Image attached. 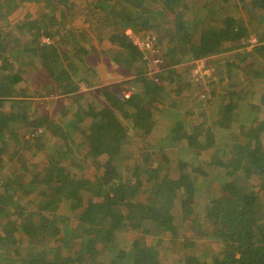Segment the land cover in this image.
<instances>
[{
	"label": "trees",
	"instance_id": "trees-1",
	"mask_svg": "<svg viewBox=\"0 0 264 264\" xmlns=\"http://www.w3.org/2000/svg\"><path fill=\"white\" fill-rule=\"evenodd\" d=\"M55 1L65 11L72 8L76 17L85 14L88 27L95 29L97 35L107 37L106 42L114 47L109 53L131 73L130 83L136 91L125 99L122 91L105 87L101 95L108 105L97 101L99 106L95 107L76 92L71 75L62 65L53 70L54 62L59 58L57 47L66 46L79 57L86 55L89 46H79L78 40L71 46L64 36L57 40L59 30L64 28L61 21L47 22L39 17L24 24L12 23L8 19L19 3L0 0V74L8 73L6 80H0V147H4L0 153V252L3 257L0 264L9 261L13 264H264V144L261 142L264 120L253 125L257 119L253 112L244 135L230 137L231 144L229 141L217 142L208 126L202 129V140L193 139L191 145L180 148L170 140L175 127L163 130L157 123L160 117L168 118L172 125L182 128L183 122L177 112L185 106L178 96L192 81L197 84H202L205 78L216 81L223 74L225 81L217 80L219 88L226 87L236 75L243 82L239 88L241 92L246 83L264 85V21L257 16V12L264 10V0H221L223 5H229L224 8L226 13L203 24L193 23L196 28L191 42H179L181 33L175 24L172 34L166 37L170 48L166 57L163 56L161 75H155L158 81L147 76L143 54L125 31L131 28L140 37L152 35L146 30L144 33L137 31L145 23L141 14L149 2L164 6L161 14L174 22V12L183 5L188 6L184 9L189 12L195 11L199 15L207 12L206 16L211 17L220 0H124L128 10L120 0ZM114 6L118 10L111 13ZM243 10L253 13L250 24L238 21ZM106 14L110 15L109 27L103 23L107 20ZM184 23L187 30V23ZM80 31L84 39L87 28ZM42 37L49 38L52 43L42 44ZM251 37L256 39L253 47L248 41ZM9 45L13 47L10 55L18 62L17 71L5 55ZM248 46L251 49H247ZM217 55H225V61H229L223 73L215 72L213 68L212 75L191 77L189 72L187 77L192 81L189 79L190 82L180 85L174 94L164 95L165 85L182 84L186 79L184 76L177 79L174 66L195 60L206 63L205 58ZM166 58L172 60L169 62ZM75 60L84 62L83 59ZM38 67L51 72L54 90L70 100L74 110L69 119L71 132L80 137L67 140L66 135H60L62 127L54 125V132L53 129L49 131L59 138L55 140L53 153L47 151L42 159L35 154L36 149L30 150L28 141L34 139L24 137L29 131L34 136L38 133L30 130L33 115L28 113L31 104L28 93L23 86L18 88L26 80L27 69ZM237 67L241 68L239 73L235 72ZM84 74L75 79L81 81ZM13 94L24 98H15ZM33 95L42 94L35 92ZM238 97L240 94L234 90L226 93L214 116L217 126L227 129L237 125L235 103ZM258 104L264 107V94L260 95ZM115 111L128 117L132 130L143 138L148 137L149 144L157 147L161 159L176 164L175 172H163L152 178L148 166L153 152L149 151L132 154L131 165L117 164L118 154L113 148L120 144L124 129L107 119L108 113L115 115ZM46 122L45 116L40 125ZM197 129H201L199 123L190 131ZM200 155L207 156V162L223 168V178L214 188V197L201 196L200 188H197V183L206 176L199 164ZM71 158L76 162V170L73 165L66 168L61 161ZM9 162L13 165L6 168ZM35 196H41L45 201L28 216L22 213L19 226H10V222L3 219L6 209L13 205L17 207L28 198L23 207L26 210ZM64 203L71 206L73 218L62 214ZM82 211L88 216L79 218ZM99 214L109 219L108 225L98 220ZM175 216L180 223L192 224L197 217L204 219L209 227L200 234L208 238L204 252L199 250V245L183 238L178 244L182 252L178 260L167 257L164 234L168 230L165 225L169 222L173 227ZM72 220V230L63 232L62 225L71 224ZM131 226H137L135 230L143 235L133 238L128 245L120 243L118 234ZM15 232L20 236L16 238ZM69 235L73 236L72 245H66ZM174 237H179L176 229ZM48 244L53 246L47 248ZM178 245H172L174 251H178ZM206 253L210 256L205 257Z\"/></svg>",
	"mask_w": 264,
	"mask_h": 264
},
{
	"label": "rangeland",
	"instance_id": "rangeland-1",
	"mask_svg": "<svg viewBox=\"0 0 264 264\" xmlns=\"http://www.w3.org/2000/svg\"><path fill=\"white\" fill-rule=\"evenodd\" d=\"M17 1V2H16ZM16 3H19L16 10L10 15L9 21L19 22V24H24L26 22H30L33 20L38 19L41 17L44 21L51 22L54 20L61 21L64 23V28L59 30V36L57 40L60 39L61 36H64L68 41L69 45L73 46V41L78 40L79 46L86 48L89 46L86 55L82 54L79 57H75L73 52H70V48L63 46L57 47L59 58L55 60V66H53V70L55 71V67L58 65H62L66 70L67 73L71 75V81L73 87L77 89V93L82 94V96L88 101L92 102L95 107H98V102L102 104L108 105V103L104 100L101 95L102 90L105 87H112L116 90L122 91L123 94L126 92H130L131 96L136 91V87L130 83L132 75L126 67L120 65L119 63L113 60V54L109 53L110 50H114V47L109 45L106 42V36L104 35H97L96 30L89 28L88 24L85 21V14L76 17L72 8L68 10H64L59 4L56 3L55 0H23L22 2L15 0ZM123 3L125 9L128 10V5L124 0H120ZM225 4V3H224ZM115 7V6H114ZM188 7L187 5H183L181 9L174 12L175 21L171 22L169 16H164L161 14L163 12L164 6H160L157 3L149 2L148 6H145L143 14V24L138 27L139 33H144L145 30L148 32H152V35H143L141 37H153L155 38L157 44L154 47V53H147V59H144L146 62V74L149 78L153 79L154 81H158L155 75L162 73L161 69L153 67L155 71H153L152 67L148 64V59L150 58H158L163 62V56L166 57V53L169 50L167 47L166 37L171 35L173 32V27L177 24L179 28V32L181 33V38L179 42L182 44L184 40L190 41V39L195 36V28L193 27V23L203 24L209 21V19L214 18L217 19L221 13H226L227 10L224 8H228L229 5H223V2L218 1L214 7V11L216 12L211 17H207L206 13L204 14H197L195 11L189 12V9H184ZM117 8H112V12H117ZM165 12V11H164ZM257 16H260V20L264 21V13L261 15L257 12ZM130 14V13H129ZM172 12L169 11L168 15L171 16ZM224 14L222 17H224ZM253 13H246L245 10L242 11L237 18L238 21L241 23L250 24V17ZM105 17L107 20L103 21L106 27H109L111 24L110 15L106 14ZM212 20V21H214ZM169 21V22H168ZM187 23V30L185 23ZM148 27L149 30L146 29ZM191 27V30L189 28ZM87 28V36L84 39L81 36L80 29ZM14 29V27H13ZM132 31L131 28H128ZM15 30V29H14ZM133 32V31H132ZM134 33V32H133ZM133 36L137 37L136 33ZM140 37V36H138ZM162 40L163 43H160ZM256 39L254 37L249 38V42L253 43ZM55 42V40H53ZM252 41V42H251ZM52 43V41H51ZM56 46V44H54ZM247 49H251V46ZM13 47L8 46L7 51L5 53L7 60L14 65V70L17 71L18 62L15 57L10 55L12 53ZM225 55H217L213 57L205 58L204 61L206 63H201L200 60L189 61L177 64L175 75L177 79L181 76H184L182 84L176 82L174 85L170 86V84L165 85L164 87V95L166 94H174L180 85H183L189 81V72L191 73L190 76L193 77L194 74L199 72V75H205L214 73V71H221L224 72V69L229 64V61H225ZM75 58L83 59L84 62H79L75 60ZM36 59V58H35ZM166 61L172 60V58H166ZM209 62V63H208ZM214 65V66H213ZM214 68V71L212 70ZM211 69V70H210ZM52 70V72H53ZM57 70V69H56ZM86 70V71H85ZM76 72V74H74ZM241 71L240 67L235 69L236 73ZM82 73H85V78L81 79V81H77L75 76H81ZM3 74V75H2ZM7 72H3L0 74V80L5 79ZM80 74V75H79ZM164 75V74H163ZM166 78V74L164 75ZM239 77L236 75L231 82L226 87L219 88L218 81H225V77L223 74L216 79H207L203 80L202 84H197L194 81H191V85L188 88H183L182 92L179 94L178 98L182 99L185 108L180 109L177 114L179 119H182L183 126L182 128H177L175 125H172V121L168 118H158L157 123L159 128L163 130H168L172 126L175 127V131L171 134L170 140L174 144H176L177 148H180L183 145H191L193 139L202 140V129L207 128L208 126L211 128L216 141L218 142H228L231 144L233 140L230 137H242L244 135L246 127L248 123L252 119L253 112L256 113V122L264 120V107L258 104L260 95L264 94V85L262 83L256 82V85H250L246 83L243 88V92L240 91L241 80H238ZM6 80V79H5ZM215 81V82H214ZM4 84V83H3ZM19 86H23L26 93H28L27 98L31 102L28 113H32L33 117L30 120V130H39L42 129L43 133H38L34 136L33 133L27 132L24 134L25 139H30V137L34 140L28 141L29 145L31 146L30 150L34 151L35 154L40 156L41 159L43 155L48 152L53 153V146L55 144V140L59 138V136L51 135L52 132L49 129H53L54 132V125H59L62 127L60 131V135H66L65 137L68 139H76L77 137L80 138L76 133L71 132L72 127L70 125L69 119L71 118V114H73L74 110L71 109V102L65 97V95H61L58 90H54L55 87L54 79L51 78V72H47L42 67L37 68H28L26 73V80L25 82L21 83ZM3 88L7 89L6 85H3ZM230 90H234L240 94L241 97H238V100L235 103L237 107V111H235V120L237 125L233 124L230 125L229 128L224 129L215 124L214 116L217 113L218 106L224 100V96ZM7 90L6 92H8ZM17 89H14L16 92ZM39 92L42 95L34 96L33 93ZM207 92V94H206ZM15 98H24L18 95H14ZM18 96V97H16ZM257 103V104H256ZM30 113V114H31ZM114 113H108L107 119L112 120V122H116L120 125L123 131V137L121 138L120 144L114 146L113 152H117L118 156L116 162H123V164L131 165V155L138 152V151H149L153 152V155L150 158L149 166H148V174L155 178L157 175H162L163 172H175L176 164L174 162H169L167 159H161V156L157 155V147L153 148L152 145L149 144L147 138H143L142 135L134 130H132V124L129 121L128 117L125 114H121L117 111ZM47 117V122L45 125H40V122ZM60 120H64L61 122ZM197 123L200 124L201 129H197L191 132V127H195ZM36 132V131H34ZM61 138V137H60ZM82 139V138H81ZM230 139V140H229ZM224 140V141H223ZM10 142V141H8ZM261 142L264 144V134L261 136ZM4 148V147H3ZM2 147H0V153H2ZM207 156L200 155L199 157V164L203 168V172L206 174L202 178L200 182L197 183V188H200L201 196H206L207 198L214 197L213 192L215 186L221 183L223 176V168L217 166L215 164H211L207 162L209 159H206ZM45 161L44 159L42 160ZM42 161L39 164H42ZM64 161L66 168H71L72 165L76 170V162L73 158L69 160H61ZM4 162V161H3ZM13 163L9 162L6 165V168L12 167ZM39 167V166H38ZM42 168V165L40 166ZM38 169V168H37ZM190 167H188V170ZM39 170V169H38ZM144 197V195H143ZM143 197L140 199L142 200ZM45 199L41 196H35L33 198L32 204L28 205L26 210H23V207L27 204L28 198L19 202L17 207L14 205L7 210L5 214L2 216L4 220L10 222V226H19L21 223V214L27 215L34 210L35 207H39L42 205ZM71 206L67 203H64L63 212L64 216L73 218L74 213L69 210ZM36 208V209H37ZM23 211H22V210ZM75 209V208H74ZM84 216H88V213H83V211L79 214V218H84ZM98 220L101 221L103 225H108L109 220L107 217L104 218V215L99 214ZM166 222V221H165ZM173 227L168 222L166 223V230L164 237L166 239V249H167V257L170 256V259L173 258L174 260H178L177 257L181 256V246L180 241L183 238H188L189 242H194L195 245L200 246V251L204 252L205 245L208 241L207 237L200 236L201 233H204L209 230L207 227V223L204 222L202 217H197L195 221L191 224V222L187 223H180L178 219L173 218ZM73 220L71 224H64L62 225L63 232H70L72 230ZM137 226H131L129 230L121 232L118 234V241L120 243H124L126 245L130 244L133 238L141 237L143 234L137 232L135 230ZM174 229H176L177 234L179 237H174ZM20 230V229H19ZM21 230L23 228L21 227ZM61 233V235L63 234ZM68 235V233H67ZM14 236L19 237L20 235L15 232ZM174 241L173 239H176ZM179 238V239H178ZM73 236H68L69 243L66 245L73 244ZM61 241V240H60ZM173 244L178 245V251H174ZM53 245L48 244L47 248H50ZM1 251V250H0ZM197 255L200 256L201 254L197 252ZM210 253H206L205 257H209ZM2 254L0 252V260ZM5 260V258H4ZM13 261H9L7 264H13ZM170 264V263H169Z\"/></svg>",
	"mask_w": 264,
	"mask_h": 264
},
{
	"label": "built area",
	"instance_id": "built-area-1",
	"mask_svg": "<svg viewBox=\"0 0 264 264\" xmlns=\"http://www.w3.org/2000/svg\"><path fill=\"white\" fill-rule=\"evenodd\" d=\"M125 34L132 40V43L133 45L136 47V49L141 53L143 54V59H147V56L146 54L147 53H154V47H155V44H157L155 38L153 37H134L133 36V32L130 30V29H127L125 31ZM254 42L253 43H250L251 45H255L256 42L255 40H253ZM41 42L42 44H45V45H50L51 44V40L49 38H45V37H42L41 38ZM252 42V41H251ZM148 64L152 67H156L158 69H161L160 67L163 68V62L161 60H159L158 58H150L148 59ZM153 71H155L153 69ZM157 72L155 71V74ZM199 76V72L197 74H194L193 77H198ZM124 98L125 99H128L130 96H131V93L130 92H126L125 94H123ZM37 133H42V129H39L37 130Z\"/></svg>",
	"mask_w": 264,
	"mask_h": 264
},
{
	"label": "crops",
	"instance_id": "crops-1",
	"mask_svg": "<svg viewBox=\"0 0 264 264\" xmlns=\"http://www.w3.org/2000/svg\"><path fill=\"white\" fill-rule=\"evenodd\" d=\"M259 13H260L261 15H263L264 10H260ZM261 21H263V20H261ZM251 46L253 47L254 45H251Z\"/></svg>",
	"mask_w": 264,
	"mask_h": 264
}]
</instances>
